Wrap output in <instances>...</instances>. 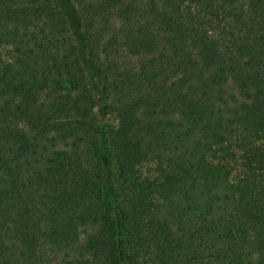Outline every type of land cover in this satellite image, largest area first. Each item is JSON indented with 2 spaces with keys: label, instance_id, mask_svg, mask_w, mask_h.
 Wrapping results in <instances>:
<instances>
[{
  "label": "trees",
  "instance_id": "trees-1",
  "mask_svg": "<svg viewBox=\"0 0 264 264\" xmlns=\"http://www.w3.org/2000/svg\"><path fill=\"white\" fill-rule=\"evenodd\" d=\"M0 264H264V0H0Z\"/></svg>",
  "mask_w": 264,
  "mask_h": 264
},
{
  "label": "rangeland",
  "instance_id": "rangeland-1",
  "mask_svg": "<svg viewBox=\"0 0 264 264\" xmlns=\"http://www.w3.org/2000/svg\"><path fill=\"white\" fill-rule=\"evenodd\" d=\"M107 121H109L110 119H106Z\"/></svg>",
  "mask_w": 264,
  "mask_h": 264
}]
</instances>
